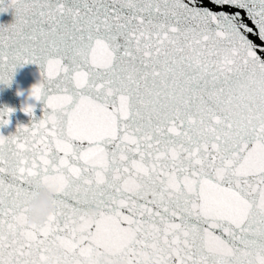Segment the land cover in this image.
<instances>
[{
  "label": "snow or ice",
  "instance_id": "1",
  "mask_svg": "<svg viewBox=\"0 0 264 264\" xmlns=\"http://www.w3.org/2000/svg\"><path fill=\"white\" fill-rule=\"evenodd\" d=\"M9 12L0 84L36 66L42 116L25 105L0 134V264H264V0ZM43 189L52 212L32 224Z\"/></svg>",
  "mask_w": 264,
  "mask_h": 264
},
{
  "label": "water",
  "instance_id": "2",
  "mask_svg": "<svg viewBox=\"0 0 264 264\" xmlns=\"http://www.w3.org/2000/svg\"><path fill=\"white\" fill-rule=\"evenodd\" d=\"M11 12L0 14V24L12 22ZM39 71L34 65H27L17 69L10 87L0 84V111L6 108L14 109L9 117L10 123L7 127L0 128V134L5 136L15 133L18 125L29 124V117L25 115L22 108L28 104H35V116H42L41 104L29 99L30 89L39 81ZM18 93H20L18 95Z\"/></svg>",
  "mask_w": 264,
  "mask_h": 264
},
{
  "label": "clouds",
  "instance_id": "3",
  "mask_svg": "<svg viewBox=\"0 0 264 264\" xmlns=\"http://www.w3.org/2000/svg\"><path fill=\"white\" fill-rule=\"evenodd\" d=\"M53 194L51 189H43L38 198L28 205L30 223L38 225L51 214Z\"/></svg>",
  "mask_w": 264,
  "mask_h": 264
}]
</instances>
